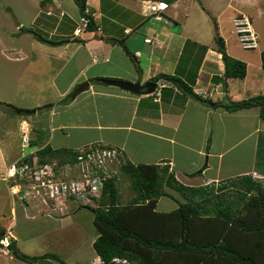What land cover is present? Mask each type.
I'll list each match as a JSON object with an SVG mask.
<instances>
[{"label":"crops","instance_id":"0c3cea01","mask_svg":"<svg viewBox=\"0 0 264 264\" xmlns=\"http://www.w3.org/2000/svg\"><path fill=\"white\" fill-rule=\"evenodd\" d=\"M2 1L6 8L0 6V56L6 64L0 62V101L12 104L5 97L6 84L16 85L20 92L23 78L34 87L33 80L38 75L47 78L57 96L55 105L43 104L50 94L33 98L28 107L15 104L21 102L12 104L20 109H35V113L0 108V205L8 204L15 220L13 225L4 227L0 219V233L7 229L13 233L20 215L29 221L35 220L39 212L41 217L55 219L69 215L71 203L63 211L55 207L51 212L45 206L39 207L43 211H30V202L23 194L12 191L17 178L4 179L9 170L36 157L37 151L47 145L53 149L111 145L122 150L133 163L169 165L180 182L194 187L219 188L220 182L232 186V180L244 175L264 179V116L259 106L237 111L212 107L171 80H165L167 86L151 94L134 93L100 80L144 83L156 82L162 75H175L190 84L195 93L214 102L264 95V48L258 54L231 50L219 21L228 54L247 64L245 77H226L222 53L216 47L218 36L211 32L208 14H213V10L219 18L227 8H233V19L245 13L254 23L253 14L242 5L238 7L240 0H228L222 10L217 8L220 0H86L95 28L84 29L79 35L74 30L80 26L81 10L74 0H25L21 10L30 17L28 28L19 20L18 6L9 4L10 0ZM148 1H165L169 7L157 15L148 8ZM3 11L14 20L1 15ZM12 22H16L15 30L7 28ZM145 38L152 40L146 42ZM34 49L46 66L47 75L33 67ZM73 68L76 72L65 79ZM7 73L16 79L10 80ZM44 84L41 78L36 84L39 91ZM45 106L49 109L47 115L52 116L46 126L49 134L41 119L36 118L40 116L38 108ZM24 132L30 139L28 147H23ZM196 171L200 173L195 174ZM23 183L26 185V181ZM163 197L168 196L158 200V210L160 204L162 212L178 207L165 203ZM76 206L82 209L85 205ZM79 209H74L76 216ZM26 230L29 229L25 225L24 234L13 233L20 251V242H42L46 235L42 230L37 235ZM42 246L37 251L50 252L45 244ZM31 254L36 256V252ZM91 264H104L97 252Z\"/></svg>","mask_w":264,"mask_h":264},{"label":"trees","instance_id":"16d2710c","mask_svg":"<svg viewBox=\"0 0 264 264\" xmlns=\"http://www.w3.org/2000/svg\"><path fill=\"white\" fill-rule=\"evenodd\" d=\"M74 1L81 10V18L85 15L89 19L84 29L95 28L92 12L85 14L89 9L86 0ZM216 41L225 63V76L245 77L246 62L228 54L223 37H216ZM261 59L264 69V49ZM161 77L212 107L237 111L259 106L264 116L263 94L238 101L228 98L214 102L195 93L181 77ZM0 108L26 112L2 101ZM117 149L122 158L121 173L129 176L135 195L126 204L122 203L114 175L106 179L98 206L91 207L99 231L93 246L104 264H116L114 258L127 259L133 264H264V184L261 181L244 175L230 182L237 189H228L234 188L228 183L219 188L189 186L176 178L169 165L136 164ZM79 154V149H53L47 145L36 156L40 161L56 159L63 164L76 161ZM167 187L178 191L180 197L176 198ZM162 196L174 199L178 207L170 212L158 210ZM13 245L16 257L28 262L38 260L37 256L22 253L16 241Z\"/></svg>","mask_w":264,"mask_h":264},{"label":"rangeland","instance_id":"374dc122","mask_svg":"<svg viewBox=\"0 0 264 264\" xmlns=\"http://www.w3.org/2000/svg\"><path fill=\"white\" fill-rule=\"evenodd\" d=\"M25 2V0H14L11 1L9 4H13L12 6L16 7L18 6V9L20 10L21 13L18 14L19 16V20H23L24 25L26 26V28L30 27V17L26 16L27 12H25L24 10H21V6L23 5V3ZM228 2V0H220L218 2V4L220 6H217V8H219V10H222L224 6H226V3ZM25 4V3H24ZM242 7L245 8L246 11L251 12L254 16V29L257 31L258 35H259V45L256 49H244V47L242 46V44L240 43L239 37L237 35V31L235 28V24H234V19L233 17L236 15V13L234 12L233 8H227V10L218 18V13H215V11L213 10V14H208V17L210 19L209 24L211 27V32L212 34H214V36H218L217 35V29H218V33L220 36H223L221 34V31L219 30V21L221 22V30L222 32H224L223 34L225 36H227L229 38V43H230V49L234 50L237 53H255L258 54L263 48H264V0H240L238 1V7ZM0 6L3 10H5V6L6 3L4 1L0 2ZM215 8V10L217 9ZM217 11V10H216ZM263 13V14H262ZM1 15H4L7 19L11 18L12 20L13 17H11V15L7 12V11H3L1 12ZM15 25L16 22H12L11 25L7 24V28H11V30H15ZM79 27V26H78ZM77 27V28H78ZM80 27H82V23L80 22ZM77 28L74 30L75 35H79L81 32H75L77 30ZM35 32H37L38 34V30L37 27H34ZM82 30H84V28L82 27ZM4 31V30H3ZM18 32V31H17ZM79 33V34H78ZM39 36V35H38ZM36 37V36H34ZM35 41L38 39L34 38ZM152 40V38H151ZM217 47V44H216ZM38 51L36 49H34L32 54H36ZM56 55V54H55ZM59 55V51L57 56ZM54 57V55H53ZM59 60V57H58ZM0 62H2V64H6L4 59L1 58L0 56ZM34 64L33 67L38 69L40 71V73L47 75L48 73L45 72L47 71L46 66L43 64V61L40 59H38V55H35V61L33 60ZM31 63V62H30ZM25 66L27 67L28 65V61L24 62ZM13 66V65H11ZM30 66V65H29ZM53 66V65H52ZM55 67V66H53ZM13 69H15V67H12ZM0 72H3L2 67L0 66ZM14 71H12L13 73ZM76 72V70L73 68L67 75L65 79H69L74 73ZM12 73L8 74L9 79L12 81H14V78L16 79V77H12ZM147 73V69L145 68V74ZM37 79L35 78L33 80V85L34 87H30V84L27 83V81H25V78H23V81L21 82V87H20V92L18 91V88L16 85H11V84H6L5 85V89L4 91L6 92V96L8 97V100H11L12 104H14L15 102H21L19 103H15L16 105H20L23 107H28L30 105H32L29 102L33 101V98L38 97L41 95L42 96H47V94H50L51 97H48L46 99H44V105H55V102H53L56 98V94L54 91V88L50 89V84H48L47 78H44L40 75L36 76ZM41 78H43V80L45 81L44 87L41 88V90H38V86L36 85L38 83L39 80H41ZM160 80H166L164 78H160L157 79V91H159L160 87ZM47 82V83H46ZM167 84V81H165ZM80 86V85H79ZM78 86V88H79ZM167 86V85H166ZM76 88L75 91L78 89ZM45 91V92H44ZM74 91V92H75ZM73 92V93H74ZM19 93L21 95H19ZM40 97V98H41ZM49 102H51L52 104H49ZM47 103V104H46ZM48 106H45L43 108L40 109V116L36 117L37 119H41V121L43 122L44 127L47 126V121L49 118H51L52 116L47 115L49 112L47 109ZM29 110H35V109H26V111ZM29 114H27L26 116H28ZM48 116V118H47ZM45 132H47V134H49V129L46 127ZM23 137V136H22ZM93 144H90L86 147L83 148H87L90 147ZM95 146V145H93ZM81 148V149H83ZM79 149V150H81ZM140 149V148H139ZM27 150V149H26ZM122 151V150H121ZM137 157H139L138 155H136ZM121 157L117 158L113 163L108 161L107 164V169L106 172L108 174H114L117 176V181L119 184V189L121 192V201L122 203L126 204L127 202H129L132 197L135 195V192L131 186V180L129 178L128 175L126 174H122L121 173V168H120V163H121ZM78 170L76 169L75 172H77ZM197 172V171H196ZM198 174V173H197ZM111 177V176H109ZM28 179V178H27ZM259 181H261L264 184V179H260ZM17 181H14V183ZM28 182V180H27ZM27 182L25 184H27ZM221 183V182H220ZM219 183L220 186H222ZM185 184V183H184ZM0 185H2V182H0ZM186 185V184H185ZM2 188V187H0ZM168 191L174 193L176 198L180 197V194L178 191H175V189L171 188V187H167L166 188ZM102 196V195H101ZM100 196V198H101ZM27 201L30 202L29 208L30 211L32 210L33 212H39V211H43L41 210L43 206L48 207L45 203H42V205H40V200L35 197V193L34 194H28L27 196ZM99 198V200H100ZM163 201L165 203H168L169 205H173L174 207H176L178 205V203L168 197H163ZM20 203V202H19ZM21 203H23L21 201ZM63 210H65L66 206H68L71 203V209H70V213L69 215H67L65 217V219L67 218V220L65 219H55V218H47V217H41L39 215H41L42 213L39 212L38 214L36 213V215H38V217L35 220L29 221L26 218L22 217L20 215L19 219H18V226L14 227L13 229V233L16 234L18 233L19 235L24 234L25 232V225L26 227H28L29 230L27 231H33L32 235L35 234H39L40 230L44 231L46 233L45 237L43 238V241H37V239H33L30 241H26V242H20V245H22V253L27 254V255H32L31 252H36V256L39 257L37 261L34 262H28V261H24L21 258L16 257L15 255H11L10 257H2L0 256V264H69V263H75V264H91L92 260L94 259V257L96 256V252L94 249V246L92 243L99 231L96 227V224L94 222V212L92 210H88V209H79L77 205H79V203L74 202L72 200H66L63 198ZM49 206L54 207L53 205V201L49 202ZM5 211H3V208H5ZM41 209H40V208ZM74 209H79V213L78 216H76ZM159 209L163 210L162 208V204L159 205ZM3 211L0 214V219H1V223L4 227H7L8 225H13L15 223L14 218L12 219L11 217V213L9 210V206L7 205H3V207L0 205V211ZM54 209L51 208V212ZM62 210V211H63ZM29 221V222H27ZM66 240V241H65ZM36 244L40 247L43 248L42 244L46 245V249L49 250L50 252H46V251H37L38 250V246H33ZM34 243V244H31ZM51 248V249H48ZM37 252H40V255H37ZM51 252H54V254H51ZM45 255L46 258H45ZM15 258H11L14 257ZM48 259V260H47ZM23 260V261H20ZM95 263V261H94ZM116 264H119L116 262Z\"/></svg>","mask_w":264,"mask_h":264},{"label":"built area","instance_id":"2783aa9c","mask_svg":"<svg viewBox=\"0 0 264 264\" xmlns=\"http://www.w3.org/2000/svg\"><path fill=\"white\" fill-rule=\"evenodd\" d=\"M148 2H150L148 8L157 15L169 7L165 1ZM85 14L90 15V10L86 9ZM88 21V17L83 15L81 18L83 28L87 27ZM234 24L244 49L257 48L259 35L254 29L252 18L242 13L234 18ZM82 27L79 26L75 32H81ZM145 41L151 42V38H145ZM166 85L164 80H160V87H166ZM22 142L23 147L30 145V139L26 132L23 133ZM93 145L81 149L78 159L73 162L62 164L56 159L40 161L37 156L22 161L18 168L9 170L7 175H4V179L7 177L17 178V184L12 187L14 194L22 193V197L27 199L28 194L35 193V197L40 200V205L45 203L48 208L55 209L57 207V209L63 210V198L77 201L79 205L96 207L106 179L109 176H114V174L111 175L106 172L108 161L113 163L117 158H120V153L116 147ZM76 169L77 172H75ZM23 180L26 182L28 180L26 185H24ZM51 201H53L54 207L49 206ZM14 240L16 237L11 229L0 233V256L10 257L14 255ZM114 261L119 264H133L122 258H114Z\"/></svg>","mask_w":264,"mask_h":264},{"label":"water","instance_id":"95a60500","mask_svg":"<svg viewBox=\"0 0 264 264\" xmlns=\"http://www.w3.org/2000/svg\"><path fill=\"white\" fill-rule=\"evenodd\" d=\"M217 35L218 37L220 36L217 30ZM102 82L106 83V84H110V85H115L118 86L124 90L127 91H131L134 93H139V94H143V93H147V94H151L154 93L158 83L157 82H151V81H146L144 83H142L141 81H138L136 83L130 82V81H126V80H120V79H109V78H103L100 79ZM27 113H35L36 110H29L26 111ZM86 209H91L90 206H83ZM3 233V232H2Z\"/></svg>","mask_w":264,"mask_h":264},{"label":"clouds","instance_id":"9594fccd","mask_svg":"<svg viewBox=\"0 0 264 264\" xmlns=\"http://www.w3.org/2000/svg\"><path fill=\"white\" fill-rule=\"evenodd\" d=\"M4 233V232H3ZM14 241H16V240H14ZM114 261V260H113ZM115 262V261H114ZM116 263V262H115Z\"/></svg>","mask_w":264,"mask_h":264}]
</instances>
